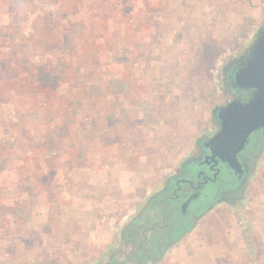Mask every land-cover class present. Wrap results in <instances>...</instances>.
Masks as SVG:
<instances>
[{"label":"rangeland","instance_id":"1","mask_svg":"<svg viewBox=\"0 0 264 264\" xmlns=\"http://www.w3.org/2000/svg\"><path fill=\"white\" fill-rule=\"evenodd\" d=\"M0 5V60L20 65L21 80L29 83L18 101L14 93L0 94L2 141L49 147L65 159L64 167L77 160L73 170L82 177L71 178L63 168L56 178L61 183L51 185L63 192V183L73 182L86 194L100 187L89 196L100 201L99 220L107 232L101 247L78 238L67 243L61 231L53 240L54 233H39L34 256L25 254L18 262L15 248H0V264H134L126 259L129 249L120 233L147 197L196 153L198 139L214 133V109L237 99L222 75L264 27V0H0ZM99 158L105 160L100 166L90 163ZM25 184V190L32 188ZM263 207L264 147L242 199L215 204L188 240H201L224 264L221 232L228 230L244 244L240 254L255 261L258 253L247 248L255 243ZM211 225L221 232L211 235ZM186 241L145 264H178ZM201 250L186 254L202 257Z\"/></svg>","mask_w":264,"mask_h":264},{"label":"crops","instance_id":"2","mask_svg":"<svg viewBox=\"0 0 264 264\" xmlns=\"http://www.w3.org/2000/svg\"><path fill=\"white\" fill-rule=\"evenodd\" d=\"M1 51L2 47H0V57H2ZM18 67L20 65H9L0 60V94L6 97V95L12 96L14 93L17 101L23 96L24 88L29 85V83L24 84L21 80L23 74L20 71L21 69L18 70ZM144 82V84H147V81ZM135 98L140 101L138 96L135 95ZM145 98H147V95ZM2 99L5 98H0V101ZM103 133L101 132L100 134L102 135ZM30 141L31 143L27 141V144H31L29 148L20 145V140L9 146L2 141L0 130V248H15L14 252L16 250V256L19 257L18 262H24L23 255H35L34 249L41 242L37 236L39 233H54L52 236L53 240L57 231L63 233L62 236L67 240V243L78 238L75 240H79V242L81 240L83 242L87 241L88 244L89 242H95V246L101 247L107 240V232L103 229V222L99 220L101 216L99 212L101 211L100 201L97 197L89 196V194L98 195V188L100 187L96 186L97 188L95 190L90 189L91 191L88 189L89 194H86V190H78V184L69 182L63 183L65 187L63 192L56 190L51 183H61L56 180L57 176L60 175L61 169H70L68 174L71 178L82 177L80 175L81 171L78 174L73 170L75 168L73 166L74 163L77 162L78 164V161L72 160L74 161L72 165H70L71 161H67V167H64L65 159L57 158L54 153H51L52 150L49 147H43L40 144L36 146L32 140ZM103 162L105 160L100 158L90 161L95 167L100 166L99 164ZM87 165V161H82V163L79 161V167L86 169ZM98 175L96 171V176L99 177ZM25 183H31L32 188L29 187L31 191L29 188L24 189L23 185L27 186ZM89 185L88 182L87 186L89 187ZM262 209L260 220L263 222L255 225L256 232H254L255 234L252 237L255 243H253V247L248 246L247 248H254L258 253L255 261L240 254L244 244L241 241L239 242L240 244L234 241L231 238L232 232L228 230L221 232V229L218 230L217 228L219 225L207 227V232H210L211 235L221 232L224 236L226 250H220L219 252V257H222L224 264H264V207ZM206 215L207 213L202 218ZM192 232L193 229L181 239V242L187 239L186 243L188 245L182 244L178 264H192L189 262H193V264H220L218 262L219 258L214 257V251L208 252L203 249L206 245L201 240H188ZM89 233L90 235L87 238L86 235ZM80 236H82V239ZM177 244L179 242L170 247L166 253H171ZM209 245L212 248V242ZM195 249H202L201 252H204V255L196 258L195 254H186V252L188 253ZM236 254L240 255L239 259L234 257Z\"/></svg>","mask_w":264,"mask_h":264},{"label":"flooded vegetation","instance_id":"3","mask_svg":"<svg viewBox=\"0 0 264 264\" xmlns=\"http://www.w3.org/2000/svg\"><path fill=\"white\" fill-rule=\"evenodd\" d=\"M214 120V133L198 139L196 153L168 176L162 188L147 198L142 209L121 231L120 238L129 249L127 261L145 264L157 260L180 242L215 204L234 205L244 196L251 170L264 147V129L248 137L244 148L237 153L242 171H234L226 161L205 160L211 153L205 142L220 129L216 117ZM189 164L192 167H188Z\"/></svg>","mask_w":264,"mask_h":264},{"label":"water","instance_id":"4","mask_svg":"<svg viewBox=\"0 0 264 264\" xmlns=\"http://www.w3.org/2000/svg\"><path fill=\"white\" fill-rule=\"evenodd\" d=\"M234 82L239 88L251 89L252 96L245 102L233 99L214 109L220 129L205 142L211 151L205 160L217 158L232 170L242 171L237 153L253 132L264 129V27L235 72Z\"/></svg>","mask_w":264,"mask_h":264},{"label":"trees","instance_id":"5","mask_svg":"<svg viewBox=\"0 0 264 264\" xmlns=\"http://www.w3.org/2000/svg\"><path fill=\"white\" fill-rule=\"evenodd\" d=\"M251 48L252 47H250L243 56H240L238 59L232 61L230 65H227L222 75V81L226 88L232 93L233 97L243 102L249 99V97L252 95V90L239 88L234 82V73L236 72L240 63H242L246 59L247 55L251 51Z\"/></svg>","mask_w":264,"mask_h":264}]
</instances>
